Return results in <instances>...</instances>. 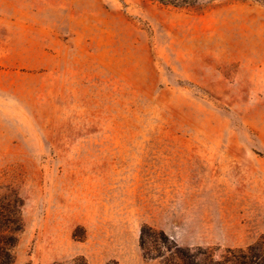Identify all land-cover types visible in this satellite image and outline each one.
<instances>
[{"label":"rangeland","instance_id":"374dc122","mask_svg":"<svg viewBox=\"0 0 264 264\" xmlns=\"http://www.w3.org/2000/svg\"><path fill=\"white\" fill-rule=\"evenodd\" d=\"M14 216L11 264H264V0H0Z\"/></svg>","mask_w":264,"mask_h":264},{"label":"trees","instance_id":"16d2710c","mask_svg":"<svg viewBox=\"0 0 264 264\" xmlns=\"http://www.w3.org/2000/svg\"><path fill=\"white\" fill-rule=\"evenodd\" d=\"M164 4H182L188 0H157ZM260 154V153H258ZM261 155V154H260ZM19 219L17 216L10 218L0 217V264H11L14 260L12 248L15 246L14 232L18 229ZM72 264H86L84 258H73ZM52 264H64L63 262L55 261Z\"/></svg>","mask_w":264,"mask_h":264}]
</instances>
